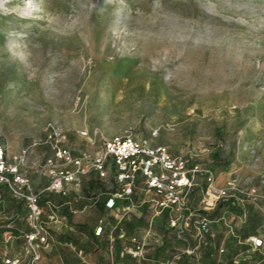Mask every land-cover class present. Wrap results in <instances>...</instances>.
<instances>
[{
	"label": "rangeland",
	"instance_id": "rangeland-1",
	"mask_svg": "<svg viewBox=\"0 0 264 264\" xmlns=\"http://www.w3.org/2000/svg\"><path fill=\"white\" fill-rule=\"evenodd\" d=\"M53 130L82 164L65 195L48 191L53 172L77 168L47 164ZM129 134L201 170L192 219L210 220L211 232L202 246L191 238L193 255L156 216L144 179L115 214L97 209L121 191L113 164L104 177L97 169L102 138ZM0 146L10 162L23 156L42 206L60 211L49 264L58 252L64 264H264V250L253 257L248 245L264 238V0H0ZM206 171L219 187L236 182L234 203L204 205ZM26 216L0 187V256L24 252ZM148 230L165 244L134 259L125 248Z\"/></svg>",
	"mask_w": 264,
	"mask_h": 264
},
{
	"label": "built area",
	"instance_id": "built-area-1",
	"mask_svg": "<svg viewBox=\"0 0 264 264\" xmlns=\"http://www.w3.org/2000/svg\"><path fill=\"white\" fill-rule=\"evenodd\" d=\"M53 135V136H52ZM87 136V133L83 134ZM53 138L52 150L54 158L49 159L47 164L54 166L57 161L76 166V171L67 168L53 172L52 184L48 188L50 192L66 194L65 184L78 181L77 175L81 171V161L74 160L71 150L61 145L64 138L60 132L53 130L50 139ZM109 162L116 167L115 180L121 185V191L110 193L105 207L109 210H118L119 204L130 200L136 193V185L144 179L146 188L154 195L156 216L165 215L168 229L172 239L184 244V253L193 255L196 248L191 249L190 241L194 237L199 246L207 244V237L211 232V221L207 218L193 220V212L190 206L192 193L197 186L196 178L201 172L198 166L189 164L188 160L181 156L173 155L166 147L151 146L146 140H140L132 135L102 138V156L97 160V169L102 177L105 176L104 167ZM24 165L23 156L14 157L13 162L7 159L6 150L0 146V187H6L12 195L24 201L27 207L28 231L24 238V252L14 254L5 252L1 257V264H40L42 252L49 246L53 224L59 222L60 217L54 210L53 204L49 203L51 211L47 213L41 204L42 194L32 188L29 178L20 168ZM207 175V198L204 205L215 207L216 203H234L235 196L241 192L234 180H229L227 185L219 187L211 171ZM253 195L256 193L252 191ZM106 222L101 221L95 229L97 235L104 231ZM111 229L109 238L115 241L114 231ZM193 233L192 235L190 233ZM234 235V230H231ZM12 240V241H11ZM16 236L9 235L7 243L14 242ZM135 246L126 247L125 251L134 259L141 260L146 247L155 245L162 247L165 239L154 230L145 232L140 240L133 239ZM250 249L260 252L264 241L260 237L251 236L248 239ZM221 253L224 249L221 248ZM179 259L180 255H176Z\"/></svg>",
	"mask_w": 264,
	"mask_h": 264
},
{
	"label": "crops",
	"instance_id": "crops-1",
	"mask_svg": "<svg viewBox=\"0 0 264 264\" xmlns=\"http://www.w3.org/2000/svg\"><path fill=\"white\" fill-rule=\"evenodd\" d=\"M68 186H69V184H68ZM81 198V197H80ZM49 200V199H48ZM49 203H50V201H47V206H48V209H45V211L47 212V213H49L51 210H50V207H49ZM106 203V202H105ZM47 208V207H46ZM99 208V210H102V211H105V212H107L106 214H115L117 211L116 210H109V209H107L105 206H98L97 207V209ZM58 211V210H57ZM87 211V206H83V207H81V208H79V210H74V211H72V213H74V214H77V213H79V214H84L85 212ZM60 212V211H59ZM58 212V213H59ZM14 216H16V217H18V214H16V215H14ZM11 223H13V222H11ZM14 224V223H13ZM10 229H11V226L10 225H12V224H10V223H7L6 224ZM64 223H63V220L61 219V220H59V222H57L56 224H53V227H52V229L53 228H56V229H59V228H61V227H64ZM26 231H28V226H27V228H26ZM258 237H260V238H262L261 236H259V235H257ZM263 241H264V238H263ZM15 242V241H14ZM14 242H9V244L12 246L13 245V243ZM7 243V242H6ZM51 245L49 244V246H48V248L50 247ZM48 248L46 249V250H43V252H42V260H41V262H40V264H49L48 262H45V258H44V255H43V253H44V251H48ZM262 250H264V246H263V248L260 250V252L262 251ZM255 251H253V257L255 256ZM4 254V253H3ZM1 257V256H0ZM64 257H65V254H64V252H58L57 253V256H56V258L55 259H53L52 261H51V264H64ZM240 257V256H239ZM241 258H239L238 260H240ZM194 260H196V261H199L198 259H197V257L194 259ZM59 262V263H58ZM198 263V262H197ZM0 264H1V260H0Z\"/></svg>",
	"mask_w": 264,
	"mask_h": 264
},
{
	"label": "trees",
	"instance_id": "trees-1",
	"mask_svg": "<svg viewBox=\"0 0 264 264\" xmlns=\"http://www.w3.org/2000/svg\"><path fill=\"white\" fill-rule=\"evenodd\" d=\"M165 220H166V216H165ZM166 222H167V220H166ZM180 264H186V263H185L184 260H182V261L180 262ZM189 264H192V263H189Z\"/></svg>",
	"mask_w": 264,
	"mask_h": 264
}]
</instances>
